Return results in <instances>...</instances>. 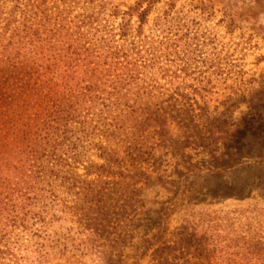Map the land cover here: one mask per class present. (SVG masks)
<instances>
[{
  "label": "rangeland",
  "instance_id": "1",
  "mask_svg": "<svg viewBox=\"0 0 264 264\" xmlns=\"http://www.w3.org/2000/svg\"><path fill=\"white\" fill-rule=\"evenodd\" d=\"M5 32L86 103L8 264H264V0H0Z\"/></svg>",
  "mask_w": 264,
  "mask_h": 264
},
{
  "label": "trees",
  "instance_id": "2",
  "mask_svg": "<svg viewBox=\"0 0 264 264\" xmlns=\"http://www.w3.org/2000/svg\"><path fill=\"white\" fill-rule=\"evenodd\" d=\"M6 32L0 33V191L7 192L0 199V264H8L6 259L11 254L9 227H25L27 214L23 201L27 192L23 191L27 179L44 161L60 163L69 154L67 135L73 132L70 122L77 109L86 105L75 108L72 101L76 93L69 91L71 97H61V91H55L61 87L59 84L40 87L43 75L37 73L36 78V73L19 60L21 52L14 41L15 34L9 37ZM46 91L48 94H42ZM189 110L176 111L184 114ZM165 113L167 118L172 114ZM152 116L159 117L155 113ZM210 126L211 134L219 128L216 122ZM168 127L165 123L166 133ZM14 183L20 188L14 187ZM15 193H22V201L13 199Z\"/></svg>",
  "mask_w": 264,
  "mask_h": 264
}]
</instances>
